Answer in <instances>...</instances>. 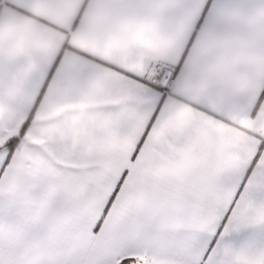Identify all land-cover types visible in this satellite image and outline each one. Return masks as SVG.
<instances>
[{"label": "snow or ice", "instance_id": "obj_1", "mask_svg": "<svg viewBox=\"0 0 264 264\" xmlns=\"http://www.w3.org/2000/svg\"><path fill=\"white\" fill-rule=\"evenodd\" d=\"M0 264H264V0H0Z\"/></svg>", "mask_w": 264, "mask_h": 264}]
</instances>
